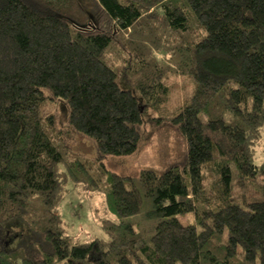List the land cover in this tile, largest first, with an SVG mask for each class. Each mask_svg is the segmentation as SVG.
<instances>
[{
  "label": "trees",
  "instance_id": "trees-1",
  "mask_svg": "<svg viewBox=\"0 0 264 264\" xmlns=\"http://www.w3.org/2000/svg\"><path fill=\"white\" fill-rule=\"evenodd\" d=\"M171 75L192 88L168 110ZM263 126L264 0H0V264H264ZM163 132L182 142L164 170H107ZM105 179L110 239L74 242L68 181Z\"/></svg>",
  "mask_w": 264,
  "mask_h": 264
},
{
  "label": "rangeland",
  "instance_id": "rangeland-1",
  "mask_svg": "<svg viewBox=\"0 0 264 264\" xmlns=\"http://www.w3.org/2000/svg\"><path fill=\"white\" fill-rule=\"evenodd\" d=\"M83 5L88 6V1H83ZM169 83L172 86L173 99L170 100L169 109L173 110L181 104L185 95L189 94L192 85L187 78L171 75ZM49 110L57 113L58 125L65 128L69 121V109L63 102L51 104ZM147 135L151 133L150 128ZM166 135V136H165ZM73 154L80 155L90 160L96 157V151L92 142L80 134L76 135L75 142L71 145ZM182 151V142L172 133L155 134L149 139L145 136L137 152L131 156L108 157L104 164L108 171L118 175L138 176L142 170L154 169L158 172L164 170L168 164L175 162ZM255 162H264V126L262 127V137L255 147ZM103 181L102 190L92 191L84 184H75L68 181L67 192L64 200L59 204L56 211L61 215L66 233L74 239V242L87 243L97 240L106 243L110 236L106 232L104 225L106 222H117V218L111 209L106 195L107 183ZM106 185V186H105ZM184 223H195L193 215L181 217ZM27 226L17 223L16 227H10L14 239L13 249L20 248L25 243V239L30 235ZM26 244V243H25Z\"/></svg>",
  "mask_w": 264,
  "mask_h": 264
}]
</instances>
